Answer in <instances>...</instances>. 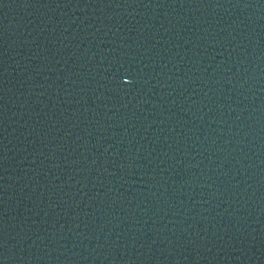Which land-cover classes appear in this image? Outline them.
Listing matches in <instances>:
<instances>
[{"label":"water","instance_id":"95a60500","mask_svg":"<svg viewBox=\"0 0 264 264\" xmlns=\"http://www.w3.org/2000/svg\"><path fill=\"white\" fill-rule=\"evenodd\" d=\"M0 264H264V0H0Z\"/></svg>","mask_w":264,"mask_h":264}]
</instances>
